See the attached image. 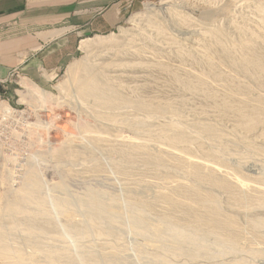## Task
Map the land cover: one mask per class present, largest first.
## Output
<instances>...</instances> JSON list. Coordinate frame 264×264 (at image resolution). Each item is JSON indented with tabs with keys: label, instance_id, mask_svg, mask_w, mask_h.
Here are the masks:
<instances>
[{
	"label": "bare ground",
	"instance_id": "obj_1",
	"mask_svg": "<svg viewBox=\"0 0 264 264\" xmlns=\"http://www.w3.org/2000/svg\"><path fill=\"white\" fill-rule=\"evenodd\" d=\"M179 1V0H178ZM208 1V0H207ZM240 1V0H239ZM234 2V1H233ZM253 2V1H252ZM238 3V2H237ZM241 3V2H240ZM251 3V2H250ZM255 3V2H254ZM177 4V3H176ZM236 4V3H235ZM152 5L154 4H150V3H146L145 4V9L147 8H150ZM210 5V4H209ZM238 5V4H237ZM241 5V4H240ZM247 5V4H246ZM230 6V5H229ZM239 6V5H238ZM160 7V6H159ZM226 7V6H225ZM233 7V6H232ZM241 7V6H240ZM238 8V7H237ZM168 9V8H167ZM236 9V8H235ZM152 10V9H151ZM147 11V10H146ZM150 11V9L148 10ZM211 11V9H210ZM227 11V10H226ZM230 11V10H229ZM177 12V11H176ZM175 12V13H176ZM205 12V11H204ZM234 12V11H233ZM158 13V12H157ZM172 13V12H171ZM206 13V12H205ZM204 13V14H205ZM228 13V11H227ZM179 14V13H178ZM210 14V13H209ZM215 14V13H214ZM237 14V13H235ZM176 15V14H175ZM230 15V14H229ZM249 15V14H248ZM137 16V15H135ZM134 16V17H135ZM169 16V15H168ZM179 16V15H178ZM183 16V14H182ZM209 17V15H207ZM234 16V15H233ZM253 16V15H252ZM263 16V15H262ZM173 17V16H172ZM177 18V17H176ZM181 18V17H180ZM246 18V17H244ZM257 18V17H256ZM262 18V17H261ZM232 19V18H231ZM153 20V18H152ZM155 20V19H154ZM247 20V19H246ZM262 21V28H261V31L264 30V18ZM194 22V21H193ZM248 22V21H247ZM148 24H146V26L141 29H138L139 31L136 33V34H132V36L134 35L136 38H129L128 41H125V43L123 44V41H121V39L118 38V36H114L113 34H110V35H107V36H96L94 38H89V39H86V40H83L81 43H80V49L83 50V51H86V52H89L91 50H96V49H106V48H114V49H106L104 50L105 51H109V52H105V54H103V59L105 60L104 57H111L117 61H125V65H123L121 62V64H118L115 63V65L112 66L110 65V63H112V60L109 61V65L108 64H105L103 66V64L101 65H98V66H93V65H90V62H86L85 60H80V61H75V62H72L70 63V65L68 66V70H67V74H68V79H67V82L65 84H62L61 85V90H67L66 88L69 87L70 91L72 90V93L74 92V94L79 97L82 101V103L85 101H91V104L93 105L94 108L97 109V111L92 110V111H95L99 114H96L100 115V119L101 118H104L105 119V122L106 124L104 123V125H106L107 129L109 126H111L110 129L113 128V126L117 127L119 126V129L122 130L125 129L124 127L127 126L128 129H131L132 131H134L136 134L138 133L139 135L141 136H144L146 139V145H148L147 147L146 146H143V143L142 144H139L140 147L137 146V144H132L130 141H132L130 139V141H127V137L123 138V140H120L121 138L119 139V142L116 143L115 142V139L117 138H114V140H111V137L110 135L108 136L106 134V136H103V135H98V134H86L88 135V139L87 142H89V140L91 141L92 139V142L96 145H102L103 146H107L108 149H110L111 147H113L114 149L112 150H106L107 147H103L104 149L102 150L104 153L106 151V154L108 153V155L111 153L115 154V158L118 159V162H120L119 164H121V162H123V165L125 167H127L126 163L127 161L128 162H131V160H126L127 156L129 155H133V159L132 161H136L135 159V155H140L143 157V159L141 157H138L136 156V158L138 157L139 162L140 164L142 163L144 166H148V164H153L154 166L157 165V168H159L158 166H160V169L163 170L166 168V170H170L166 173L165 171V176L164 178L161 177L163 175L159 176L161 178H163V181L161 182L160 181V187L159 186H156L157 188L155 190L158 189V191H155V199L153 201H151V199L148 201V197L145 198L144 200L142 199H138V198H133V196H139V195H133L132 196V191H131V197L130 195H127L125 196L128 197V200L124 206V208H122L120 205H119V201L118 199V196H116V198L114 197H110L108 196L110 193L106 195H104L103 191L102 193L98 192L97 190L96 191H92V189H88L87 186L86 188L90 191H87L85 194V196L83 195L82 197L80 198H74L73 196L71 197H68L66 196L67 194L65 193V197H63V195H61L63 198H57L55 199L54 198V201L53 199H51L53 205L57 208L58 212L60 215H62V218H63V214H66V219H65V224L63 226V229L65 230L64 232H66L67 234V237L69 235V237H75L77 238V240L82 237H85V238H88L89 236H93L94 233H96V236L93 237L96 239L97 235L101 236L102 237H107L106 235H111L112 237H116L115 236V229H116V226L117 225H120L121 221L124 222L127 221V223H129L128 225L131 227V233H135L136 235L138 236H141L145 239V241L147 242V245L151 246L154 251H155V256L153 257L154 258V264L156 263H163L167 262V260L169 259H166L165 258V254L166 255H171L172 256H175V255H180V256H184L188 259H195V258H199V257H203V258H207V259H213V258H217L218 256L220 257V255H224V253H237L238 250L240 249V240L241 239H244L243 241H245V236L243 234V229L244 228H241V226L238 224V222L236 221V219L234 217H232L231 215H228V214H225L222 209H221V206L219 204V201L217 199V197L213 194V192H211L210 190L208 191H204V190H201V186H198V185H195L196 183L195 182H192L190 181L188 178L189 177H193L194 179L197 180V182L200 184H207L213 188H217L219 189V191H224L228 197H229V203L231 204V206H235V207H238L239 208H243L244 210L245 209H251V208H262L264 209V189L261 188V186H264L262 184H260L259 187H253V186H249L245 183L242 184L241 182H239V179L237 180L235 175L237 174H234V173H231L229 169H224L225 170H229V171H225L223 170L222 168H219L218 167H213V166H217L215 164H213V166H209L207 165V161L206 163H204L205 161L203 160L202 162V159L200 161V159L198 160H195L193 159L191 156V158L193 160H191L190 158H188L186 156V151L188 150L189 152H191L188 147L189 144L191 143L192 140L195 139V141L197 142L196 138H198V134L201 136V135H206V137L208 135H212L214 134L215 136L218 135V137H220L223 133H220V130L219 128L216 127V125L212 126V124L208 125V124H205V123H202L200 121L199 123V120H198V125L196 127L197 131H198V134L195 135L196 138H192L191 136L189 135H192V134H189L187 133V130L185 127H183V125L181 126L180 123L177 124V123H169V124H163V125H158V126H154V125H151L152 123H145L143 122V120L141 121H138L137 120H133L132 119H126V118H123L122 116H117L116 114L119 113H116V111L119 109L121 110L120 108H130L131 109H134L136 111H144V112H148L149 115H152V114H163V115H166L168 113H173V112H176V111H180L181 108H183L184 106H186V102L184 103V100L187 99L185 97H188V95L186 96V94L184 95L183 93L180 94L182 96H180L178 94V96L175 93H172L171 92V89L173 90V86H171L172 84H170V87L171 89L168 90V86H165L167 83H165L164 81L163 84L164 85H160L158 84L159 82H156L155 80H158L156 77V79H154L153 77L151 76H154L155 72L156 74L159 73L160 76H158L157 74V77H161V73L164 71L165 75H166V72L165 70L167 69L168 71H170L171 69L170 68H165L163 69L164 67H169V66H173V67H176L174 66V62L172 60L169 59L171 58V56L168 58V59H165V61L162 59V56H160V53L157 54L158 52H160V50H156L155 52V55L153 54L154 52L150 51V52H147L146 49H144L143 46H140V44H138L140 41H138V43H136V40L137 39V36L138 38L140 37V39L142 38L143 41L145 42L146 40V35L143 33V31H145V33L147 31H149L150 33L151 32H154L157 34V36H159L160 38H162L164 40L165 37H163L164 35L166 36L167 33H165L163 35L164 32H162L163 30H161L158 27L154 28L153 29V26H154V23L151 22L149 20V22H147ZM192 24V23H191ZM196 25V23H195ZM235 25V24H234ZM259 25V24H258ZM157 26V25H156ZM191 26V25H190ZM214 26V25H213ZM237 26V24L235 25ZM164 27V26H162ZM184 27V26H183ZM196 26H194V28H196ZM260 27V26H259ZM128 28V27H127ZM139 28V27H138ZM215 28V27H213ZM219 28V27H218ZM238 30H240L242 33L245 32V33H250L248 32V28L245 29L244 27H236ZM235 28V29H236ZM126 29V28H124ZM129 29V28H128ZM187 29V28H186ZM224 29V28H223ZM222 29V30H223ZM258 29V28H257ZM161 30V31H159ZM184 30V29H183ZM214 30V29H213ZM195 31V30H194ZM204 31V30H202ZM210 31V30H209ZM227 31V30H226ZM260 31V32H261ZM161 32V33H160ZM206 32V31H205ZM213 32V31H212ZM215 32V31H214ZM204 33V32H203ZM262 33V32H261ZM170 34V33H169ZM201 34V33H199ZM206 34V33H204ZM204 34H201V35H204ZM218 34V33H217ZM239 34V33H238ZM209 35V33H208ZM249 35V34H248ZM251 35V34H250ZM170 36V35H169ZM169 36H168V39H169ZM172 36V35H171ZM170 36V38H171ZM204 36H207V35H204ZM220 36V35H219ZM247 36V35H246ZM178 37V36H177ZM221 37V36H220ZM230 37V36H229ZM122 38V37H121ZM128 38V37H127ZM148 38V37H147ZM192 38V37H191ZM197 38V37H196ZM195 38V39H196ZM200 38V37H199ZM198 38V39H199ZM202 38V36H201ZM211 38V37H210ZM218 38V37H217ZM216 38V39H217ZM244 38V37H243ZM247 38V37H246ZM256 39V36L255 35H252V37L250 38V41H244L242 39V42L241 44H239V49L241 50V52H243V57L245 56V61H247L248 63H250L251 65L255 66L257 68V70L260 72V74H263L264 75V49L262 50V48H258V44L255 42V40H252L251 39ZM150 39V38H148ZM157 39V38H156ZM175 39V38H174ZM174 39L172 42H174ZM215 39V38H214ZM215 39V40H216ZM232 39V38H231ZM170 40V39H169ZM172 40V38H171ZM208 40V39H207ZM211 40V39H210ZM218 40V39H217ZM216 40V41H217ZM220 40V39H219ZM236 40V39H235ZM157 41V40H156ZM165 41H166V38H165ZM201 41V40H200ZM199 41V42H200ZM212 41V40H211ZM228 41V40H226ZM241 41V40H240ZM239 41V42H240ZM154 42V41H153ZM161 42V41H160ZM176 42V40H175ZM174 42V43H175ZM235 42V41H234ZM257 44H255V43ZM121 43V44H120ZM143 43V42H142ZM166 43H168L166 41ZM173 43V44H174ZM201 43V42H200ZM207 43V42H206ZM205 43L206 46H201L204 48L205 50V56L207 55V53H209L210 51V47L207 46V44ZM217 43V42H216ZM215 43V44H216ZM221 42L219 41L218 44H220ZM154 44V43H153ZM163 44V43H162ZM171 43H169V47H172ZM196 44V43H195ZM193 44V45H195ZM216 44L215 47H218L217 51L218 52V56H219V59L218 61L220 63H223L224 66L225 65H229V67L233 66V63L232 60H231V56H229L228 52L225 51V49L221 46V45H218ZM229 44V43H228ZM235 44V43H234ZM150 45V44H148ZM156 45V44H155ZM189 45V44H188ZM187 45V46H188ZM192 45V46H193ZM204 45V44H202ZM145 46V45H144ZM147 46V45H146ZM145 46V48H146ZM186 46V45H185ZM200 46V44H199ZM233 46V45H232ZM238 46V44L236 45ZM261 46V45H260ZM173 47H178V46H173ZM191 47V46H190ZM196 47H198L196 45ZM213 47V45H212ZM150 48H152V46H150ZM181 47H178V48H174V51L175 53L180 56L179 59L183 60L185 59V61L187 62V58H189L190 56H184L186 54H182L181 56V51H183V49L181 50L180 49ZM237 48V47H236ZM196 49V48H195ZM212 49V48H211ZM215 49V48H214ZM153 50V49H152ZM162 50V49H161ZM186 50V49H185ZM227 50V49H226ZM168 51V49H167ZM165 51V52H167ZM197 51V50H196ZM200 51H201V48H200ZM212 52L214 50H211ZM228 51V50H227ZM233 51V50H231ZM103 52V51H101ZM186 52V51H184ZM189 52V51H188ZM192 52V51H191ZM203 52V50H202ZM93 53V52H92ZM98 53V52H97ZM108 53V54H107ZM190 53V52H189ZM202 53V54H204ZM214 53V52H213ZM230 53V52H229ZM89 54V53H88ZM100 54V52H99ZM107 54V55H106ZM157 54V55H156ZM169 54V53H168ZM212 53H210L211 55ZM241 54V53H240ZM164 55H167V54H164ZM188 55V54H187ZM209 55V56H210ZM101 56V55H99ZM204 56V57H205ZM213 56V55H211ZM124 57V58H122ZM208 57V55H207ZM214 57V56H213ZM211 57L208 58H205L204 60L207 59V63L209 64L210 68H212V70L214 69H217L219 68V64L218 62L215 63L214 62H211L210 60H213L214 58ZM98 58V57H97ZM106 58V59H107ZM121 58V59H119ZM213 58V59H212ZM216 58V57H215ZM218 58V57H217ZM216 58V60H217ZM86 59V58H85ZM174 59V58H173ZM177 59V58H176ZM178 59V60H179ZM194 59V58H193ZM97 60V59H96ZM175 60V59H174ZM181 60H179V65L181 66H178V69H183V72L186 74V71L184 69V67L186 66V62L184 61V65L180 64L182 63ZM99 61H103L102 59L99 60ZM98 61V62H99ZM106 61V60H105ZM106 61V62H107ZM114 61V60H113ZM131 62L130 64L128 62ZM177 60H175V63H176ZM189 61V60H188ZM242 61V60H241ZM244 61V60H243ZM237 62V61H236ZM235 62V63H236ZM245 62V63H247ZM108 63V62H107ZM187 63H190L187 62ZM114 64V63H113ZM192 64V63H190ZM189 64V65H190ZM96 65V64H95ZM120 66L118 68V66ZM150 65L154 66L151 67ZM188 65V64H187ZM124 66V67H122ZM184 66V67H183ZM192 66H194V64H192ZM221 66V64H220ZM187 67V66H186ZM243 67V66H242ZM150 68H153V69H150ZM191 68V65L190 67ZM188 68V69H189ZM194 68V67H193ZM199 68V67H198ZM225 68V67H224ZM178 69L176 68V70L178 71ZM181 69V70H182ZM187 69V68H186ZM192 69V68H191ZM190 69V70H191ZM221 69V67L219 68ZM218 69V70H219ZM235 69V68H233ZM241 69V68H240ZM175 70V71H176ZM179 70V71H181ZM198 70V69H197ZM217 70V71H218ZM239 70V69H237ZM193 71V70H191ZM222 71V70H221ZM236 71V70H234ZM246 71V70H245ZM249 71V70H248ZM170 72L173 73V71L171 70ZM216 71H213V73H215ZM258 72V73H259ZM151 73H153L154 75H152ZM194 73V72H193ZM217 73V72H216ZM215 73V74H216ZM222 73V72H221ZM221 73H219V77H221ZM240 73V72H239ZM169 74V73H168ZM175 74V72H174ZM176 74H179V73H176ZM181 74V73H180ZM189 75V72L187 73ZM186 74V75H187ZM192 74V73H191ZM198 75V73H196ZM244 74V73H243ZM257 74V73H256ZM171 75V74H169ZM184 76V74H182V76L186 77L187 80H189L191 82L190 86L192 85V88L193 90L196 91V94L194 93L196 96H191L192 97H197L196 99L198 100H203L202 98H204V100H207L208 102L211 101L210 103H213L215 102V98L218 96H221V95H217L215 96V91H213L215 88L211 87V85H209L210 83L207 81V79L202 76V75H195L194 73V77L191 75V77L193 78H190L188 76ZM233 75V74H232ZM259 75V74H258ZM164 75H162L163 77ZM168 76V75H166ZM166 76H164L163 78H165ZM172 76V75H171ZM174 76V75H173ZM178 77V75H176ZM174 76V78L176 77ZM180 76V75H179ZM180 76V77H182ZM224 76V75H223ZM234 76V75H233ZM184 77L180 78L182 80H184ZM232 77V76H231ZM254 77V76H253ZM170 78V77H169ZM263 78V77H262ZM161 79V78H160ZM159 79V80H160ZM176 79H179V78H176ZM179 79V80H180ZM221 79V78H220ZM231 79V78H229ZM259 79V78H258ZM163 80V79H161ZM160 80V82H161ZM164 80H167V77L164 79ZM178 80V81H179ZM182 80H180L181 83H184V81L182 82ZM233 80V79H232ZM230 80V81H232ZM239 80V79H238ZM264 80V79H263ZM262 80V81H263ZM23 81V80H22ZM170 81V80H167V82ZM171 81H172V77H171ZM170 81V82H171ZM188 81V82H189ZM212 81V80H211ZM217 81V79H216ZM218 81H220L218 79ZM226 81H227V77H226ZM235 81H237V79H235ZM234 81V83H235ZM245 81V80H243ZM156 83V85H154V83ZM221 82V81H220ZM229 82V81H227ZM169 83V82H168ZM175 83V81H174ZM177 83V82H176ZM219 83V82H217ZM232 83V82H230ZM68 84L70 86H68ZM126 84V85H125ZM153 84V85H152ZM186 84V82H185ZM212 84V83H211ZM229 84V83H228ZM177 87H178V84H176ZM175 85V86H176ZM184 85V84H182ZM187 85V84H186ZM186 85H184V87L186 88ZM214 85V84H212ZM231 85V84H230ZM68 86V87H67ZM181 86V84H180ZM188 86H189V83H188ZM216 86H218L216 84ZM234 86V84H233ZM71 87V88H70ZM127 87V88H126ZM219 87V86H218ZM126 90L128 89V94H127V91L126 93H123L125 91L123 90ZM181 88V87H180ZM179 88V89H180ZM183 88V87H182ZM181 88V90H182ZM213 88V89H212ZM234 89L231 88V90H233L232 92L230 91H226L225 93V102H224V105L222 109H224L225 111L228 112L227 115H230V114H235L236 116H238V119L236 122V125L238 126V124L242 127L243 129V133L245 134H248L250 133L251 129L256 126L257 123H260V122H264V92H260L256 95L253 94V90L252 88L250 89L245 83L242 82V80L238 81L235 83V86L233 87ZM259 88V87H258ZM261 88V87H260ZM38 89V88H37ZM68 89V90H69ZM153 89L155 90H161L160 93L158 92H155V94H152L154 93ZM184 89V88H183ZM218 89V88H217ZM228 89V88H227ZM254 89V87H253ZM40 90V89H39ZM151 90L153 92H151ZM162 90H164L162 92ZM186 91V89H184ZM192 90V91H193ZM225 90V89H224ZM223 90V92H224ZM29 88L27 89V92H29ZM68 91V92H70ZM133 91H141L142 94L141 96L145 99V100H140L138 99L137 97H134V95L132 94ZM167 91L170 93H167ZM180 91V90H179ZM178 91V92H179ZM184 91V92H185ZM222 91L220 90L219 88V92ZM255 91V90H254ZM39 92H42V93H46L44 90H40ZM66 92V91H65ZM140 92V93H141ZM181 92V91H180ZM179 92V93H180ZM183 92V91H182ZM190 92V91H189ZM188 92V93H189ZM33 93V92H32ZM187 93V91H186ZM187 93V94H188ZM68 94V93H67ZM71 94V92H70ZM132 94V95H130ZM191 94V93H190ZM217 94V93H216ZM220 94H224V93H220ZM73 96V95H72ZM23 96H21L22 98ZM74 97V96H73ZM140 97V96H139ZM76 98V97H75ZM137 98V99H136ZM179 98V99H178ZM185 98V99H184ZM190 98V99H191ZM222 98V96H221ZM77 99V98H76ZM142 99V98H141ZM184 99V100H183ZM217 99V98H216ZM22 99H20L21 101ZM79 100V99H78ZM179 100V101H177ZM188 100V99H187ZM185 100V101H187ZM192 100H194V98H192ZM203 100V101H204ZM197 101V100H196ZM195 101V103H196ZM206 101V103H207ZM213 101V102H212ZM219 100H217V103H218ZM84 104H88V103H85ZM149 104H147V103ZM198 102V101H197ZM222 102V100H221ZM189 103L191 104V100L189 101ZM188 101H187V105L189 104ZM209 103V105H211ZM216 103V102H215ZM213 103V104H215ZM197 104H201L200 103H196ZM205 104V103H203ZM212 104V105H213ZM219 104V103H218ZM221 104V103H220ZM2 111L3 113L5 114H8V113H11L10 112V109L11 106H9L7 103L5 102H2ZM195 107L198 108L197 105ZM222 105V104H221ZM177 106V107H176ZM193 107V105H191ZM206 106V105H205ZM203 106V107H205ZM215 106H219V105H216ZM84 107V106H83ZM191 107V108H192ZM206 107H212V106H206ZM90 108V107H89ZM92 108V107H91ZM191 108L189 110H191ZM194 108V107H193ZM195 108V109H196ZM202 107L198 108V109H201ZM213 108V107H212ZM216 107H214L213 109H215ZM229 110H228V109ZM194 109V110H195ZM210 109V108H208ZM208 109H205V110H208ZM217 109V108H216ZM219 109V108H218ZM217 109V110H218ZM128 110V109H127ZM129 110V111H130ZM182 110V109H181ZM184 110L186 111V109L184 108ZM182 110V112L184 111ZM188 110V109H187ZM193 110V109H192ZM221 110V109H219ZM125 111V110H124ZM135 111V112H136ZM197 111V110H196ZM201 111H204L201 110ZM201 111H197L198 113H202ZM211 111V110H209ZM213 111V110H212ZM211 111V112H212ZM223 111V110H222ZM181 112V111H180ZM188 112V111H187ZM190 112V111H189ZM188 112V113H189ZM205 112V111H204ZM202 113L199 115H197L196 113H193L196 114L197 116L201 117L203 114H206V113ZM224 112V111H223ZM116 113V114H115ZM122 113V111H121ZM192 114V112H190ZM215 113H218V112H215ZM131 114V113H130ZM129 114V115H130ZM140 115V113H137V115ZM123 115V114H121ZM170 115V114H169ZM178 115V114H177ZM190 115V114H189ZM193 115V114H192ZM191 115V116H192ZM195 115V116H196ZM208 114L204 115V117H207ZM227 115L223 114L221 111H219V116L218 115H215V114H209V117H207V119H210V120H216L217 119H224ZM127 116V115H126ZM168 116V115H166ZM175 116V113L174 115ZM194 116V117H195ZM225 116V117H224ZM125 117V116H124ZM128 117V116H127ZM134 117V116H133ZM170 117H172L170 115ZM180 117V115H179ZM179 117H176V118H179ZM183 117V115H182ZM186 117V116H185ZM184 117V118H185ZM198 117V118H199ZM229 117V116H228ZM234 117V116H233ZM135 118V117H134ZM141 118V117H140ZM139 118V119H140ZM163 118V117H161ZM193 118V117H192ZM196 118V117H195ZM196 118V119H198ZM96 119H97V116H96ZM144 119V118H143ZM180 119V118H179ZM200 119V118H199ZM203 118H201L202 120ZM226 119V118H225ZM224 119V120H225ZM228 119V118H227ZM226 119V120H227ZM236 119V118H234ZM98 120V119H97ZM111 123V125H107V124H110V123H107V121ZM121 122H120V121ZM149 120V119H148ZM171 120V119H170ZM188 120V118H187ZM230 120V119H229ZM156 121V120H154ZM153 121V122H154ZM161 121V120H160ZM228 121V120H227ZM232 121V120H231ZM234 121V120H233ZM150 122V121H149ZM166 122V121H165ZM179 122V120H178ZM184 122V121H183ZM222 122V121H221ZM113 123V124H112ZM122 123V124H120ZM191 123V122H190ZM196 123V122H195ZM243 123L245 124H248L247 126H244ZM119 124V125H118ZM189 124V123H188ZM193 124V122H192ZM214 124V123H213ZM187 125V123H186ZM185 125V126H186ZM194 125V124H193ZM196 125V124H195ZM235 125V124H234ZM218 126V125H217ZM236 126V127H237ZM188 127V126H187ZM195 127V126H194ZM115 129V128H114ZM118 129V131H119ZM192 129V128H191ZM224 130V129H223ZM109 131V130H108ZM115 131V130H114ZM113 132V131H112ZM110 132V134L112 133ZM117 132V130H116ZM133 132V133H134ZM193 132V131H192ZM195 132V131H194ZM235 132V131H234ZM239 132V131H238ZM230 133V132H229ZM237 133V132H236ZM196 134V133H195ZM240 134V133H239ZM105 135V134H104ZM227 135V134H226ZM234 135V133H233ZM231 136V135H230ZM236 136V135H235ZM90 137V138H89ZM123 137V136H121ZM134 137V136H133ZM205 137V136H204ZM264 137V135H263ZM83 138H87V136L83 137ZM81 138V139H83ZM143 138V137H142ZM202 138V136L200 137V139ZM222 138V137H221ZM237 138V137H236ZM250 138V137H249ZM113 139V137H112ZM124 139H127V140H124ZM140 139V138H139ZM198 139V141L200 140ZM204 139V138H203ZM201 139V140H203ZM206 139V138H205ZM235 139V138H234ZM244 139V138H242ZM220 140V139H219ZM227 140V139H226ZM251 140V139H250ZM74 141V140H73ZM81 141V140H79ZM112 141H114L113 144ZM206 141V140H205ZM134 143V141H132ZM145 142H144V145H145ZM159 142H164L165 147H158L157 149L155 148L154 150L157 152H154V151H151L150 148H152L151 146H149V143H153V144H158ZM200 142V141H199ZM222 142V141H221ZM243 142V140H242ZM83 143V142H82ZM101 143V144H100ZM105 143V144H103ZM136 143V142H135ZM162 143V144H164ZM194 143V141H193ZM198 143V142H197ZM205 143V142H203ZM239 143V142H238ZM86 144V143H84ZM117 144V146H116ZM152 144V145H153ZM202 144V143H200ZM242 144V143H241ZM240 144V145H241ZM249 144V143H248ZM88 145H90L88 143ZM142 145V146H141ZM161 145V143H160ZM194 145V144H193ZM197 145V144H196ZM203 145V144H202ZM207 145V144H206ZM223 145V144H221ZM244 145H245V142H244ZM71 146V145H70ZM73 146V145H72ZM71 146V147H72ZM78 146V145H77ZM80 146V145H79ZM84 146V145H83ZM83 146H80L81 148ZM158 146V145H157ZM154 145V147H157ZM177 146V148H182L180 150H178L177 148L174 150V148ZM179 146V147H178ZM201 146V145H199ZM205 146V145H204ZM236 146V145H235ZM247 146V145H246ZM251 146V144H250ZM76 147V146H75ZM86 147H87V144H86ZM93 147V146H92ZM95 149L98 147L94 146ZM101 146L97 148V151H99L98 149L102 148ZM127 147V148H126ZM129 147V148H128ZM168 147V148H166ZM244 147V146H243ZM254 147V146H253ZM77 148V147H76ZM90 148V147H89ZM192 148V147H191ZM190 148V149H191ZM195 148V147H194ZM202 148V146H201ZM200 148V149H201ZM204 148V147H203ZM206 148V147H205ZM220 148V147H219ZM239 148V146H238ZM252 148V146L250 147ZM87 149V148H86ZM95 149H93L95 151ZM193 149V148H192ZM248 149V148H247ZM255 149V148H254ZM260 149V148H259ZM77 150V149H76ZM89 150V149H88ZM101 150V149H100ZM105 150V151H104ZM153 150V149H152ZM202 150V149H201ZM211 150V149H210ZM225 150V149H224ZM73 152H75L74 150H72ZM83 151L82 153H84V150H81ZM81 151H80V154H81ZM93 151V152H94ZM95 151V152H97ZM101 151V152H102ZM107 151H110V152H107ZM205 151V150H204ZM214 151V150H213ZM216 151V150H215ZM251 151V150H250ZM71 152L72 154H74L77 158L79 159V155L78 154H75ZM78 152V151H77ZM93 152H87V155L88 153H90V155H92L93 157L96 156L95 155V152H94V155H93ZM102 152V154H103ZM206 152V151H205ZM92 153V154H91ZM98 153V152H97ZM133 153V154H132ZM203 153V152H202ZM207 153V152H206ZM213 153V152H212ZM224 153V152H223ZM260 153V152H259ZM85 154V153H84ZM83 154V155H84ZM190 154V153H188ZM187 154V155H188ZM196 154V153H195ZM210 154V153H209ZM208 154V155H209ZM214 154V153H213ZM218 154V153H217ZM216 154V156H218ZM264 154V153H262ZM82 154H81V157H84ZM99 155H100V151H99ZM98 155V156H99ZM107 155V156H108ZM112 154H110L111 156ZM194 155V154H193ZM212 155V154H211ZM221 155V154H220ZM219 155V156H220ZM91 156V158H92ZM97 156V158H98ZM105 156V155H104ZM104 156H103V159H104ZM106 156V158H107ZM109 156V157H110ZM114 156V155H113ZM218 156V157H219ZM90 157V156H89ZM108 157V158H109ZM203 157V156H202ZM201 157V158H202ZM206 157V156H204ZM209 157H212V156H209ZM234 157V156H233ZM91 158H90V162H91ZM105 158V160H106ZM113 158V157H112ZM114 158V159H115ZM129 157L127 159H130ZM200 158V157H199ZM214 158V156L212 157ZM217 158V157H216ZM232 158V157H231ZM74 159V158H73ZM72 159V160H73ZM84 159V158H83ZM89 159V158H88ZM101 160V158H99ZM116 159V160H117ZM71 160V159H70ZM93 160V159H92ZM98 160V159H97ZM108 160V159H107ZM212 160V159H211ZM76 161V160H74ZM87 161V160H86ZM83 162L84 164L86 163ZM126 161V165L124 164V162ZM221 161V160H220ZM228 161V160H227ZM82 162V161H81ZM98 162V161H97ZM109 162V161H107ZM106 162V163H107ZM114 162V161H113ZM137 162V165L139 164L138 160L136 161ZM136 162L133 163L134 164V167L136 166ZM76 163V162H75ZM88 163V162H87ZM100 163V161H99ZM104 163V162H103ZM104 163V164H106ZM215 163V162H214ZM219 163V162H218ZM91 164V163H90ZM98 164V163H97ZM96 164V165H97ZM115 164V163H113ZM132 164V163H129V165ZM132 164V165H133ZM208 164H212V163H208ZM231 164V163H230ZM242 164V163H241ZM254 164V163H253ZM80 165V164H79ZM95 165V166H96ZM100 165V164H99ZM118 166V163L115 164L114 167H117ZM122 165V164H121ZM119 165V167L121 166ZM122 165V166H123ZM128 165V167H129ZM131 165V167H132ZM141 165V166H143ZM151 165L149 166L150 169H152L154 166ZM162 165L163 166H166L165 168L163 167L162 168ZM227 165V164H226ZM239 165V164H237ZM82 166V165H81ZM81 166H80V169H81ZM84 166V165H83ZM98 166V165H97ZM105 167L107 165H104ZM112 166V165H111ZM140 167V165H138ZM143 166V167H144ZM146 166V168H142L141 167H136L134 168V173L136 174V170L139 168L141 170L145 169L144 171H146L147 169V172L149 171L148 170V167ZM221 166V165H220ZM243 166V165H242ZM1 167V166H0ZM100 167V166H98ZM98 167H96V169H98ZM103 167V166H102ZM108 167V166H107ZM106 167V168H107ZM110 167V166H109ZM113 167V166H112ZM152 167V168H151ZM169 167V168H167ZM234 167V166H233ZM238 167V166H237ZM260 167V166H259ZM72 168V167H71ZM88 168V166H87ZM105 168V169H106ZM130 168V167H129ZM128 168V169H129ZM157 168H155V170H157V172L160 170H158ZM227 168V167H226ZM230 168V166L228 167ZM89 169V168H88ZM95 171H98L95 169V167L92 168ZM90 168V170H92ZM101 169V168H99ZM119 170V168H116ZM115 169V170H116ZM125 169V168H124ZM119 170L121 173L120 174H123V172L128 169H125V170ZM264 169V168H263ZM77 170V169H76ZM85 170V169H84ZM131 170V169H130ZM154 169H152L151 171H155ZM74 171V170H73ZM100 171V170H99ZM109 171L111 172V169H109ZM132 171V170H131ZM139 171V170H138ZM144 171H142L144 173ZM150 171V172H151ZM80 173V170L77 171ZM162 172V171H161ZM159 171V173H161ZM164 172V171H163ZM230 172V173H228ZM238 172H241V171H238ZM67 173V172H66ZM78 173V174H79ZM85 173V172H84ZM89 173V172H88ZM93 173V171H92ZM97 173V172H95ZM104 172H102L101 174H103ZM127 173V172H126ZM125 173V174H126ZM152 173H155V172H152ZM69 174V173H68ZM71 174H72V171H71ZM76 174V173H75ZM75 174H74V178H75ZM83 174V173H81ZM94 174V173H93ZM98 174V173H97ZM107 174V173H106ZM105 174V175H106ZM128 174V173H127ZM132 174V173H131ZM139 174V172H138ZM148 174V173H147ZM158 174V173H157ZM164 174V173H163ZM27 178L25 179V182L22 183L17 189L13 187L12 191V194L11 195H8L10 197L6 198V203L4 205V202L2 205V210L0 212V215H1V218H0V264H38V261L41 263L40 260L44 261L46 264L48 262V264H60V262L62 261V259H64V261H67V263L71 260V258L75 259V256H73V254L71 255V252H70V249L67 248V249H62V247H60L61 249L60 250H56L54 248H51L45 244L46 242H44L43 240L46 241V239L44 238H47V234L48 232H53V236L54 238H57L58 236L61 238L63 234L61 232V229H59L60 231L56 230L57 229V226L54 222H56L55 220L53 221L50 214L47 213V211L49 212L50 209L49 208H46V201L47 199H45L41 193V191L44 189L43 188V183L41 184V179L39 180L38 177L36 176L35 172H30L29 174L27 173ZM77 175V174H76ZM85 175V174H84ZM83 177H86V175ZM89 175H91V172L89 173ZM95 175V174H94ZM93 175V176H94ZM104 175V176H105ZM116 175V174H115ZM117 178V176H115ZM146 175V174H145ZM151 175V174H150ZM155 175V174H154ZM179 175L181 176H184L185 179H188V182H191V183H188L187 180L185 179H182L179 177ZM230 175V176H229ZM262 175V174H261ZM26 176V175H25ZM92 176V177H93ZM103 176V175H102ZM134 176V175H133ZM132 176V177H133ZM149 176V175H148ZM156 177L155 179L157 178H160V177ZM185 176H188V178H186ZM243 176V175H242ZM89 177V176H88ZM91 177V178H92ZM107 177V176H106ZM121 179L122 176L120 175ZM130 177V176H129ZM128 177V179H129ZM140 177H141V173H140ZM140 177H137L138 179ZM143 177V176H142ZM145 177V176H144ZM155 177V176H154ZM240 178V176H238ZM258 177V176H257ZM264 177V176H263ZM24 178V177H23ZM40 178V177H39ZM78 178V176H77ZM82 178V176H81ZM95 178V177H94ZM93 178V179H94ZM127 177L124 176V179H126ZM131 178V177H130ZM136 178V179H137ZM147 179V176L145 177ZM143 178V180L145 179ZM149 178H152L151 176H149ZM233 178V179H232ZM246 178V176H245ZM86 179H88L86 177ZM119 179V178H118ZM154 179V180H155ZM80 180V179H79ZM131 180H135V177L134 178H131ZM139 180H142L141 178ZM150 180H153V179H150ZM24 181V180H23ZM22 181V182H23ZM85 181V180H84ZM121 181V180H120ZM124 181V180H123ZM126 181V180H125ZM124 181V183H125ZM128 181V180H127ZM130 181V179H129ZM138 180H136V183ZM157 181V180H155ZM194 181V180H193ZM243 181V179H242ZM64 182V181H63ZM83 182V181H82ZM135 182V181H133ZM143 182V181H142ZM154 182V181H153ZM250 182V181H249ZM258 182V181H256ZM262 182L264 183V178L262 180ZM128 183V182H127ZM132 183V182H131ZM140 183V182H139ZM149 183V182H148ZM152 183V182H151ZM151 183L147 184L145 183L146 185H150ZM195 183V184H193ZM197 183V184H198ZM126 184V183H125ZM130 184V182H129ZM129 184L126 185V188L127 186H129ZM143 184V185H145ZM155 184V183H154ZM249 184V183H248ZM138 185V184H137ZM140 185V184H139ZM142 185V184H141ZM153 185V184H152ZM256 184L254 183V186ZM17 186V185H15ZM122 186V185H121ZM120 186V187H121ZM151 186V185H150ZM64 184L63 183H56L54 185V188L55 189H58L60 190V192L64 191ZM125 187V186H124ZM131 187V186H130ZM152 189L154 188V185L151 186ZM160 189H159V188ZM66 188V187H65ZM129 188V187H128ZM133 188V187H132ZM142 189V187H140ZM208 188V187H207ZM67 189V188H66ZM98 189V188H97ZM125 189V188H124ZM130 189V188H129ZM139 189V188H137ZM135 189V190H137ZM150 189V187H149ZM246 189V190H245ZM52 190V189H51ZM123 190V189H122ZM126 190V189H125ZM124 190V191H125ZM215 190V189H214ZM245 190V192H243ZM69 191V190H68ZM127 191V190H126ZM134 191V190H133ZM54 192V191H53ZM105 192V191H104ZM123 192V191H122ZM140 192V191H139ZM147 192V191H145ZM150 192V191H149ZM157 192V193H156ZM64 193V192H62ZM135 193V191H134ZM148 193V192H147ZM153 193V192H152ZM223 193V192H222ZM240 195V193H245L244 195ZM8 194V193H7ZM54 194V193H53ZM58 194V192H57ZM84 194V193H83ZM136 194V193H135ZM141 194V193H140ZM73 195V194H72ZM80 195V194H79ZM114 195V194H113ZM117 195V194H116ZM119 195V194H118ZM121 195V194H120ZM5 196V195H4ZM55 196V195H54ZM59 195H57L58 197ZM141 196V195H140ZM139 196V197H140ZM120 197V196H119ZM143 197V196H142ZM146 197V196H145ZM152 197V196H151ZM4 198V197H3ZM48 198V197H47ZM74 198V199H73ZM49 199V198H48ZM120 199V204H122V201L124 198H119ZM127 199V198H126ZM122 200V201H121ZM126 200H124L123 202H125ZM221 202V201H220ZM48 203V202H47ZM51 203V204H52ZM227 204V203H226ZM52 206V207H54ZM123 206V204H122ZM47 207H50L47 205ZM51 207V208H52ZM54 207V208H55ZM78 209L79 211H81L82 213V220L85 221L83 224L80 222V224H77L76 221H73L74 219V214L78 211H74L75 213L72 214L73 219L70 215V212H73V211H70V209H74L75 210ZM233 208V207H232ZM242 210V209H241ZM242 212V211H241ZM83 214H84V217H83ZM250 214V213H249ZM52 215V214H51ZM248 215V214H247ZM54 216V215H53ZM153 216V217H152ZM65 217V216H64ZM80 217V219H81ZM76 218V217H75ZM83 218H86V219H83ZM64 219V218H63ZM77 219V218H76ZM79 221H82L80 220ZM82 221V222H83ZM247 221V220H246ZM76 222V223H75ZM57 223V222H56ZM119 223V224H118ZM126 223V222H124ZM127 225V224H126ZM124 224V226H126ZM247 226V225H246ZM245 226V227H246ZM120 229L122 226H119ZM117 226V229L119 228ZM127 227V226H126ZM125 227V228H126ZM128 227V228H130ZM250 228V231H249V235L250 238L254 239V241H259L260 243V240H262V237H261V233H262V230L264 229V221L261 220V219H254V220H250L249 221V224L248 226ZM123 228V227H122ZM127 229V228H126ZM126 229H121L122 232H118V235L120 237V235L124 232V230ZM94 230H97L96 232H94ZM130 230V229H129ZM246 230V228H245ZM22 232L24 234V239H23V244L25 246H28V248L30 249L29 252H27L26 250H29L28 248L25 250L24 249V245L21 243V245H19L17 243V239H15V234L17 232ZM58 231V232H57ZM61 233L60 235H54L55 233ZM94 232V233H93ZM130 232V231H129ZM128 232V234H129ZM93 233V235H92ZM115 233V234H114ZM264 233V232H263ZM47 234V235H46ZM65 234V233H64ZM63 234V235H64ZM106 234L105 236H102ZM114 234V235H113ZM52 235V234H51ZM73 235V236H72ZM264 235V234H263ZM57 236V237H55ZM66 236V235H65ZM88 236V237H87ZM99 236V237H100ZM130 236V235H129ZM22 237V236H21ZM43 237V239H42ZM50 237V236H48ZM52 237V236H51ZM50 237V238H51ZM90 237V239H91ZM98 237V238H99ZM123 236H121V239H122ZM64 238V237H63ZM93 238L90 240L92 241ZM110 238V236H109ZM108 237L107 238H104V239H109ZM127 238V237H126ZM131 238V237H130ZM21 239V238H20ZM19 239V241H20ZM59 239V238H57ZM103 239V238H102ZM100 239V240H102ZM112 239V238H110ZM109 239V240H110ZM124 239V238H123ZM128 239V238H127ZM64 240V239H62ZM67 240V239H66ZM82 240V239H81ZM84 240V239H83ZM82 240V241H83ZM87 240V239H86ZM84 240V241H86ZM89 240V239H88ZM87 240V242H88ZM100 240L98 242H100ZM115 240V239H114ZM51 241V240H48V242ZM94 241V240H93ZM97 241V240H95ZM124 241V240H122ZM135 241V240H134ZM143 241V240H142ZM252 241V240H251ZM22 242V241H21ZM47 242V243H48ZM52 242V241H51ZM59 242V241H57ZM61 242V241H60ZM77 242V241H76ZM81 242V241H79ZM137 242V241H136ZM144 242V243H146ZM242 242V241H241ZM253 242V241H252ZM262 242H264L262 240ZM261 242V243H262ZM50 243V242H49ZM105 243V242H104ZM103 243V244H104ZM107 243V242H106ZM139 243V242H138ZM143 243V242H142ZM141 243V244H142ZM257 244H259L258 242H256ZM255 243V244H256ZM83 244V243H81ZM86 244V243H85ZM88 244H91V243H88ZM93 244V243H92ZM102 244V243H101ZM109 244V242H108ZM112 244V243H111ZM109 244V245H111ZM118 244V242H117ZM140 244V243H139ZM248 244V243H247ZM80 245V244H78ZM77 245V246H78ZM107 245V244H106ZM145 245V247L147 246ZM263 245V244H262ZM77 246H76V249H77ZM105 248H103V247ZM113 247V245H111ZM117 246V245H116ZM245 246V245H244ZM248 246V245H247ZM252 246V245H251ZM260 246V245H259ZM264 246V245H263ZM53 247V246H52ZM55 247V246H54ZM59 247V246H58ZM68 247H70L68 245ZM87 246L85 245V248ZM92 246H90L91 248ZM101 247L103 249H107L108 246L106 247L105 245H101ZM119 247V246H118ZM123 247V246H122ZM125 247V246H124ZM254 247V245L252 246ZM88 248V249H87ZM86 249L84 248H79V252L77 253V257H78V260H80L79 262L81 264H131L129 261L125 263V261H123L124 259H122L121 256L123 255H119V253H116L115 252H106V250H102V251H105L106 253H102L98 252H94V251H89V246L87 247ZM93 248V247H92ZM121 248V247H120ZM148 248V246H147ZM247 248V247H246ZM245 248V249H246ZM259 248V247H258ZM257 248V249H258ZM73 249V248H72ZM94 249V248H93ZM98 249V248H97ZM95 249V250H97ZM110 249H114L116 250L115 248H109ZM118 249V248H117ZM140 249V248H139ZM244 249V248H243ZM253 249V248H252ZM264 249V248H262ZM111 250V251H112ZM119 250V249H118ZM117 250V252H118ZM125 250V249H123ZM127 250V249H126ZM131 250V249H130ZM138 250V249H137ZM136 250V251H137ZM141 250V249H140ZM150 250V249H149ZM242 250V249H241ZM251 250V249H250ZM249 250V251H250ZM78 251V250H77ZM240 251V250H239ZM246 251V250H245ZM110 252V253H109ZM121 252V251H120ZM147 252V251H146ZM261 252V251H260ZM141 253L143 255V250H141ZM240 253V252H239ZM256 253V252H255ZM263 253V252H262ZM76 254V253H74ZM126 254V253H125ZM124 254V255H125ZM152 254V253H151ZM257 254V253H256ZM131 255V254H129ZM128 255V256H129ZM133 255V254H132ZM141 255V256H142ZM148 255V254H147ZM162 255L164 256V259L162 258ZM168 255V256H169ZM228 255V254H227ZM233 255V254H232ZM261 256V254H259ZM258 255V256H259ZM264 255V254H263ZM146 256V255H145ZM153 256V255H152ZM253 256V255H252ZM256 255H254L255 257ZM257 256V257H258ZM76 257V258H77ZM147 257V256H146ZM179 257V256H178ZM218 257V258H219ZM225 257V256H224ZM233 257V256H232ZM256 257V258H257ZM42 258V259H40ZM124 258V257H123ZM129 258V257H128ZM139 258V257H138ZM151 258V257H150ZM174 259V257H172ZM248 258V257H247ZM260 258V257H259ZM262 258V257H261ZM137 259V258H136ZM141 259V258H140ZM143 259V258H142ZM146 259V258H145ZM144 259V260H145ZM244 259V258H243ZM76 260V261H78ZM150 260V259H149ZM172 260V259H171ZM180 260V259H179ZM242 260V259H241ZM253 260V259H252ZM255 260V259H254ZM263 260V259H262ZM47 261V262H46ZM71 261H74V260H71ZM127 261V260H126ZM169 261V260H168ZM174 261V260H173ZM207 261V260H206ZM231 261V260H230ZM240 261V260H239ZM256 261V260H255ZM258 261V260H257ZM259 261H261L259 259ZM133 262H135V260H133ZM152 262V263H153ZM212 262V261H211ZM64 263V262H63ZM61 263V264H63ZM66 263V264H67ZM72 263V262H71ZM75 263V262H74ZM140 263V262H139ZM233 263V262H232ZM70 264V262H69ZM73 264V263H72ZM79 264V263H78ZM134 264V263H133ZM141 264V263H140ZM167 264V263H166ZM169 264H172L169 263ZM194 264V263H193ZM230 264V263H229ZM244 264V263H243Z\"/></svg>",
	"mask_w": 264,
	"mask_h": 264
},
{
	"label": "rangeland",
	"instance_id": "obj_2",
	"mask_svg": "<svg viewBox=\"0 0 264 264\" xmlns=\"http://www.w3.org/2000/svg\"><path fill=\"white\" fill-rule=\"evenodd\" d=\"M234 1V2H233ZM253 1V2H252ZM238 2V3H237ZM241 2V3H240ZM251 2V3H250ZM255 2V3H254ZM146 3H150V4H154L152 5L150 8H146L145 9V4ZM177 3V4H176ZM236 3V4H235ZM210 4V5H209ZM239 6H238V5ZM241 4V5H240ZM247 4V5H246ZM230 5V6H229ZM160 6V7H159ZM226 6V7H225ZM233 6V7H232ZM241 6V7H240ZM238 7V8H237ZM168 8V9H167ZM236 8V9H235ZM150 9V11H148ZM152 9V10H151ZM211 9V11H210ZM147 10V11H146ZM228 13H227V11ZM230 10V11H229ZM177 11V12H176ZM206 13H205V12ZM234 11V12H233ZM158 12V13H157ZM172 12V13H171ZM176 12V13H175ZM179 13V14H178ZM205 13V14H204ZM210 13V14H209ZM215 13V14H214ZM237 13V14H235ZM176 14V15H175ZM183 14V16H182ZM230 14V15H229ZM249 14V15H248ZM137 15V16H135ZM169 15V16H168ZM179 15V16H178ZM209 15V17L207 16ZM234 15V16H233ZM253 15V16H252ZM263 15V16H262ZM135 16V17H134ZM173 16V17H172ZM177 17V18H176ZM181 17V18H180ZM246 17V18H244ZM257 17V18H256ZM262 17V18H261ZM153 18V20H152ZM232 18V19H231ZM264 18V0H142L141 3L139 4V6L136 8V9H133L130 11L128 17L118 25V27L116 29H114L113 31L109 32V33H106V34H103V35H98V36H107V35H110V34H113L114 36H118L119 39H121L120 42L123 41V44L125 43V41H128V39L130 38H136L134 35L132 36V34H136L139 30L138 29H141L146 26V24H148L147 22H149V20L151 22L154 23V26H153V29L158 27L159 25V28L161 30H163L162 32L163 35L165 33L166 36L164 35L163 37L166 38V41L168 43H166L165 41V38L164 40L162 38H160L159 36H157L156 33L154 32H149L147 31L145 33V31H143V33L146 35V40L145 42L143 41V39L140 37L138 38L137 36V39L136 40V43H138V41H140L138 44H140V46H143L144 49L147 50V52H156V50H160V52H158L157 54L160 53V56H162V59L165 61V59H168L171 55V58H169L172 62H174V66L176 67H173V66H169V67H164L163 69L165 68H170L172 72L168 71L167 69L165 70L166 72V76L164 71L161 73V77H157V74L158 76L159 73L156 74V72L153 74L151 73L152 75L154 76H151V77H156L158 80H155L156 82H159L158 84L160 85H164L165 83H167L165 86H168V90L171 89L170 87V84H172L171 86H173V90L171 89V92L175 93L177 96L178 94H186V96L188 95V97H185L189 103V101L191 100V104L189 103L187 105V101H185L184 99V103L186 104V106H184L183 108H181L182 110H184V108L186 109V111L184 110L182 112V110L180 109V111H176V112H173V113H168L166 115H159V114H152V115H149L148 112H144V111H136L134 109H131L130 108H120L121 110H117L116 113H119L116 114L117 116H122L123 118H126V119H132V121L135 119L138 121H141L143 120V122L145 123H152L151 125H154V126H158V125H163V124H169V123H177L183 127L186 128L187 130V133L188 135L189 134H192V135H189L191 136L192 138H196L195 135L198 134V131L196 129L197 125L200 123V121L202 123H205V124H212V126L216 125L217 128H219L220 130V133H223L220 137L215 136L214 134L212 135H208L206 137V135H201L203 140L200 139V135L198 134V138H196L197 142L194 140L191 141V143L189 144L190 147H188V149L191 151L189 152L188 150L185 152L186 153V156L188 158H190L191 160L195 159V160H198L202 159V162L203 160L207 161V165L209 166H213V164L217 165V166H213V167H220L222 168L223 170L225 169H231L230 172L231 173H234V174H237L235 175L236 179L238 180L239 179V182H241L242 184H247L249 186H253V187H259L260 184L264 185V183L262 182L263 180V176H264V122H260V123H257L256 126H254L250 133L248 134H245L243 133V129L242 127L238 124V126L236 125V122L237 119H238V116H236L235 114H230V115H227L228 112L225 111L223 107L224 105V102H225V92L227 91H233L231 90L234 89L233 87L235 86V83L238 82L239 80L243 83H245L250 89L252 88L253 90V94L256 93H260V92H264V75L263 74H260V72L257 70V68L253 65H251L250 63H248L247 61H245V56L243 57V52H241V50L239 49V44H241L242 42V39L244 41H250V38L252 37V35H255L256 36V39H251L252 40H255V42L258 44V48H262V50L264 49V30L261 31V28L263 27L262 26V21ZM155 19V20H154ZM247 19V20H246ZM194 21V22H193ZM248 21V22H247ZM192 23V24H191ZM197 25L196 28H194L195 25ZM237 24V26L235 25ZM259 24V25H258ZM157 25V26H156ZM191 25V26H190ZM214 25V26H213ZM164 26V27H162ZM184 26V27H183ZM244 27L245 29L248 28V32L250 33H245V32H241L240 30H238L236 27ZM260 26V27H259ZM129 29H128V28ZM139 27V28H138ZM215 27V28H213ZM219 27V28H218ZM126 28V29H124ZM187 28V29H186ZM224 28V29H223ZM236 28V29H235ZM258 28V29H257ZM157 29V28H156ZM184 29V30H183ZM214 29V30H213ZM223 29V30H222ZM263 29V28H262ZM159 30V31H161ZM195 30V31H194ZM204 30V31H202ZM210 30V31H209ZM227 30V31H226ZM206 31V32H205ZM213 31V32H212ZM215 31V32H214ZM262 33H261V32ZM206 34H204V33ZM132 33V34H131ZM161 33V32H160ZM170 33V34H169ZM204 34V35H207V36H204V35H201V34ZM209 33V35H208ZM218 33V34H217ZM239 33V34H238ZM251 34V35H250ZM172 38H170V36ZM221 37H220V36ZM247 35V36H246ZM97 35H92V36H89V37H86V38H83L82 40H86V39H89V38H94L96 37ZM168 36H169V39H168ZM178 36V37H177ZM202 36V38H201ZM230 36V37H229ZM122 37V38H121ZM128 37V38H127ZM150 39H148V38ZM192 37V38H191ZM197 37V38H196ZM200 37V38H199ZM211 37V38H210ZM218 37V38H217ZM244 37V38H243ZM247 37V38H246ZM157 38V39H156ZM175 38V39H174ZM196 38V39H195ZM199 38V39H198ZM217 40H215V39ZM232 38V39H231ZM174 39V42L176 40V42H172ZM208 39V40H207ZM212 41H211V40ZM220 39V40H219ZM236 39V40H235ZM157 40V41H156ZM201 40V41H200ZM228 40V41H226ZM241 40V41H240ZM154 41V42H153ZM161 41V42H160ZM201 43H200V42ZM219 41L221 42L220 44ZM235 41V42H234ZM240 41V42H239ZM143 42V43H142ZM207 42V43H206ZM217 42V43H216ZM254 42V43H255ZM154 43V44H153ZM163 43V44H162ZM169 43L173 44L172 47H169ZM196 43V44H195ZM205 43L207 44L208 47H210V52L207 53V55L205 56V50H204V46ZM218 45H221L226 52H228L229 56H231V60L233 63V65L235 67H229V65H225L223 63H220L218 61L219 59V54L217 51V48L218 47H215L216 44ZM229 43V44H228ZM235 43V44H234ZM255 43V44H256ZM121 44V43H120ZM150 44V45H148ZM156 44V45H155ZM189 44V45H188ZM195 44V45H193ZM200 44V46H199ZM204 44V45H202ZM238 44V46H236ZM256 44V45H257ZM146 48H145V46ZM186 45V46H185ZM188 45V46H187ZM193 45V46H192ZM196 45L198 47H196ZM213 45V47H212ZM233 45V46H232ZM261 45V46H260ZM150 46H152V48H150ZM173 46H178V47H181L180 49L183 51H181V56L182 54H186L184 55L185 57L186 56H190L189 58H187V62L190 61V63L194 64V66H192V64L190 63H187L185 61V59L181 60L179 59L180 56H178L175 51H174V48H178V47H173ZM191 46V47H190ZM203 46V47H201ZM237 47V48H236ZM196 48V49H195ZM200 48H201V51H200ZM212 48V49H211ZM215 48V49H214ZM106 49H110V48H106ZM106 49H96V50H91L89 52H86V51H83V50H79L77 51V53L75 55H73V57L68 61V63L66 64V66L64 67V70L62 71L61 73V76L51 82V83H48L47 86H41V85H37V83H28L26 82L25 80L23 81H20V84H21V87L19 86V82L15 81L14 83H17V84H13L15 89L17 90V96L15 97L14 95H12L10 98V101H9V105L11 106L12 109H10V112L11 113H8V114H5L3 113L2 111V102L0 103V209L2 208V206L5 205L6 203V198L10 197L8 195H11L12 192L11 190L14 189L17 187H19L22 183L25 182V179L27 178V173L29 174L30 172H35L36 176L38 177V179L40 180L41 179V184L43 183V190L41 191L43 197L45 199H47L46 201V208H49L50 211L47 213L50 214L52 220L57 222H54L57 226V229L58 231H60L59 229H61V232L63 233L65 230L63 229V226L65 224V219H66V214H63V218H62V215L59 214L57 208L53 205V201H54V198L57 199V198H63L65 197V193L67 194L66 196L70 195L71 197L73 196L74 198H80L82 197L83 195L85 196L86 192L87 191H90L88 189H92V191H98L100 193H104V195L107 196L108 193H110L108 196H112L114 198H116V196H118V201H119V205L124 208L127 200H128V197L125 198L126 194L127 195H130L131 197V194L132 196L133 195H141L140 197L138 196H133V198H138V199H142L144 200L145 198L148 199V201L151 199V201H153L155 199V191H158L155 190L157 187L156 186H159L160 187V181L161 182L163 181V178L165 176V174L170 171V170H166V166H163L162 165V168L164 167L165 169L161 170L160 169V166H158L159 168H157V165H153V164H146V166L148 167V172H147V169L146 171H144L145 169L141 170L142 168H146V166H144L142 163L140 164L138 157H141L143 159L142 156H139L138 155H135V159L136 161L138 160L140 167L141 169H139L140 167L137 165V162L136 161H132L133 159V155H129L127 156V158L131 157L130 159H127L126 160H131V162H128L126 163V161L124 162V164L127 166L125 167L123 165V162H121V164H119L120 162H118V159L115 158L117 156H115V154L111 153L110 151H107V152H110V154H112L110 156V154L108 155V153L106 154V151L105 153L102 151L105 147L107 146H103L102 145H96L92 142V139L91 141L89 140V142H87L86 139H88V135L86 134H100V135H103V136H106V134L110 135L111 137V140H114V138H117L115 139V142L118 143L119 142V139L120 140H123V138L127 137V139H124V140H127V141H130V139L132 141H134V143L132 141H130L132 144H137V146L139 144H142L143 143V146H148L146 145L147 143L145 142L146 139H144L145 137L144 136H141L139 135L138 133L136 134L134 131H132L131 129H128L127 126L124 127L125 129L121 130L119 129V126L118 128L113 126L112 129L111 128V123L108 122L107 120V123H110V124H107V125H111L108 127H106V125H104V123L106 124L105 122V119L104 118H99L98 115L96 114H99L97 113V109L93 107V105L91 104V101H88L90 103H88L87 101L85 103H88V104H84V102L82 103L81 99L79 97H77L74 92L72 93V90L70 91L69 87L70 86L68 84V88H66L67 90H61V85L62 84H65L67 82V79H68V74H67V70H68V66L70 65V63L72 62H75V61H80V60H85L86 62H90V65H93V66H98L103 64V66L105 64H108L109 65V60L110 61L112 60V63H110V65L112 64L113 66L115 65V63L118 62V64H121L122 61H117L113 58H107V57H104L105 60L108 62H106L104 59H103V54H105V52H109L108 50L104 52V50ZM111 49H114V48H111ZM110 49V50H111ZM153 49V50H152ZM162 49V50H161ZM168 49V51H167ZM186 49V50H185ZM228 51H227V50ZM197 50V51H196ZM203 50V52H202ZM211 50H214L213 52ZM217 50V51H216ZM233 50V51H231ZM103 51V52H101ZM167 51V52H165ZM186 51V52H184ZM190 53H189V52ZM192 51V52H191ZM93 52V53H92ZM98 52V53H97ZM100 52V54H99ZM155 52L153 53L155 55ZM230 52V53H229ZM89 53V54H88ZM169 53V54H168ZM204 53V54H202ZM210 53H212L211 56ZM241 53V54H240ZM108 54V53H107ZM106 54V55H107ZM156 54V55H157ZM164 54H167V55H164ZM188 54V55H187ZM218 54V55H217ZM101 55V56H99ZM210 55V56H209ZM169 56V57H168ZM205 56V57H204ZM98 57V58H97ZM211 57H213L212 59L213 60H210L211 62H214L219 64V68L221 67V69L217 68V69H214L212 70V68H210L209 64L206 62L208 58L211 59ZM217 60H216V58ZM86 58V59H85ZM107 58V59H106ZM124 58V57H122ZM176 63H175V60ZM177 58V59H176ZM194 58V59H193ZM205 58H207L206 60H204ZM97 59V60H96ZM103 60V61H99V60ZM121 59V58H119ZM181 60L182 65H184V61L186 62V66L184 67L186 71V74L189 72V75L185 74L183 72V69H178V66H181L179 65V60ZM189 60V61H188ZM242 60V61H241ZM244 60V61H243ZM99 61V62H98ZM209 61V59H208ZM237 61V62H236ZM128 62V61H126ZM236 62V63H235ZM247 62V63H245ZM114 63V64H113ZM129 64L131 62H128ZM184 63V64H183ZM96 64V65H95ZM123 65L127 64L125 63V61H123L122 63ZM176 64V65H175ZM188 64V65H187ZM191 65V68L190 65ZM221 64V66H220ZM111 65V66H112ZM116 66V65H115ZM118 66V65H117ZM151 67L154 68V66L150 65ZM243 66V67H242ZM120 66H118L119 68ZM124 67V66H122ZM182 67V66H181ZM194 67V68H193ZM199 67V68H198ZM225 67V68H224ZM153 68H150V69H153ZM176 68L178 69V71L176 70ZM187 68V69H186ZM189 68V69H188ZM235 68V69H233ZM241 68V69H240ZM193 71H191V70ZM198 69V70H197ZM219 69V70H218ZM239 69V70H237ZM176 70V71H175ZM181 70V71H179ZM218 70V71H217ZM222 70V71H221ZM236 70V71H234ZM246 70V71H245ZM249 70V71H248ZM213 71H216L215 73H213ZM175 72V74H174ZM197 75L196 73H198L197 76L199 75H202L204 76L207 81L210 83L209 85H211V87L215 88L213 91H215V96H217L218 94L222 96H217L215 98V103L216 105H219V106H215V104L213 103H210L211 101H207V100H204V98H202L203 100H198L196 99L197 97H192L194 98V100H192L191 96H196V91L191 89L192 88V85L190 86L191 82L189 80L186 79V77H184L185 75L190 77V78H193L195 75ZM222 72V73H221ZM240 72V73H239ZM259 72V73H258ZM171 75H169V74ZM176 73H179V74H176ZM181 73V74H180ZM193 75H192V74ZM219 73H221V77H219ZM244 73V74H243ZM257 73V74H256ZM182 74H184V76H182ZM234 76H233V75ZM259 74V75H258ZM162 75L166 76L167 77V80H170L171 81V77H172V81H168L167 80H164L165 78L162 77ZM178 75V77L176 76L174 78V76ZM184 77V80L180 79L182 77ZM191 75L193 77H191ZM224 75V76H223ZM232 76V77H231ZM254 76V77H253ZM170 77V78H169ZM226 77H227V82L226 81ZM263 77V78H262ZM154 78V79H156ZM163 80H161V79ZM176 78H179L180 80H182V82L184 81V83H181L179 79H176ZM221 78V79H220ZM231 78V79H229ZM259 78V79H258ZM161 82H160V80ZM217 79V81H216ZM218 79L221 81H218ZM233 79V80H232ZM235 79H237V81H235ZM239 79V80H238ZM179 80V81H178ZM212 80V81H211ZM232 80V81H230ZM245 80V81H243ZM263 80V81H262ZM164 81L165 83L163 84ZM175 81V83H174ZM189 81V82H188ZM235 81V83H234ZM177 82V83H176ZM186 82V84H185ZM219 82V83H217ZM232 82V83H230ZM154 83V82H153ZM188 83H189V86H188ZM214 85H212V84ZM229 83V84H228ZM36 84V85H35ZM178 84V87L177 85ZM181 84V86H180ZM186 85V88L184 87V85ZM216 84L219 86H216ZM231 84V85H230ZM234 84V86H233ZM126 85V84H125ZM153 85V84H152ZM154 85H156V83H154ZM176 85V86H175ZM183 87L184 89H186V91L182 88ZM254 87V89H253ZM259 87V88H258ZM261 87V88H260ZM29 88V92H27V89ZM38 88V89H37ZM71 88V87H70ZM127 88V87H126ZM123 90L125 92L123 93H126L127 91V94H128V89L126 90ZM180 88V89H179ZM212 88V89H213ZM218 88V89H217ZM219 88L220 91L219 92ZM228 88V89H227ZM44 90L46 93H42V92H39L40 90ZM69 89V90H68ZM225 89V90H224ZM155 89H153L154 91ZM181 92H180V91ZM193 90V91H192ZM224 90V92H223ZM255 90V91H254ZM66 91V92H65ZM70 91V92H68ZM151 90V92H153ZM164 90H162L163 92ZM180 93H179V92ZM183 91V92H182ZM185 91V92H184ZM195 91V92H194ZM33 92V93H32ZM141 91H133V95L134 97H137L138 99L140 100H145L141 95L144 94V93H140ZM155 92H158L160 93L161 90H155L154 93L152 94H155ZM194 92V93H192ZM224 93V94H220V93ZM228 92V93H229ZM68 93V94H67ZM167 93H170V91ZM191 93V94H190ZM217 93V94H216ZM130 94V95H132ZM254 94V95H256ZM264 94V93H263ZM74 97H73V96ZM137 95V96H136ZM21 96H23L21 98ZM140 96V97H139ZM182 96V95H180ZM224 96V97H223ZM77 99H76V98ZM136 98V99H137ZM142 98V99H141ZM191 98V99H190ZM20 99H22L20 101ZM79 99V100H78ZM179 99V98H178ZM218 103H217V100H219ZM198 102H197V101ZM222 100V102H221ZM224 100V102H223ZM179 101V100H177ZM200 103L202 104V106L200 104H197L199 106L196 105V103ZM207 101V103H206ZM17 103V104H16ZM147 103V102H146ZM205 103V104H203ZM209 103L211 105H209ZM222 105H221V104ZM149 104V103H147ZM213 104V105H212ZM193 105V107L191 106ZM195 105L200 108L202 107L201 109H198L195 107ZM212 106L213 108L216 107L217 109H221V110H217L216 108L213 109L212 107H206V106ZM84 106V107H83ZM205 106V107H203ZM222 108H221V107ZM90 107V108H89ZM92 107V108H91ZM177 107V106H176ZM192 107V108H191ZM191 108V110H189ZM196 108V109H195ZM210 108V109H208ZM97 111H92L94 110ZM128 109V110H127ZM188 109V110H187ZM193 109V110H192ZM195 109V110H194ZM204 111H201L203 110ZM205 109H208V110H205ZM228 109V108H227ZM125 110V111H124ZM130 110V111H129ZM201 111L202 113H206L208 114L207 117H209V114L213 113L215 115H218L219 116V111H221L223 114L227 115L225 118L228 120H225L221 118L220 119H217L216 120H210V119H207V117H204V115L206 114H203L201 117L200 114L202 113H198L197 111ZM209 110H213L212 112L209 111ZM224 112H223V111ZM229 110V109H228ZM122 111V113H121ZM136 111V112H135ZM192 112V114L189 112ZM196 113L194 114L193 113ZM215 112H218V113H215ZM96 113V114H95ZM131 113V114H130ZM137 113H140V115ZM175 113V116H173ZM227 113V114H226ZM123 114V115H121ZM130 114V115H129ZM172 117H170V115ZM178 114V115H177ZM190 114V115H189ZM128 117H127V116ZM180 115V117H179ZM183 115V117H182ZM192 115V116H191ZM196 115V116H195ZM96 116H97V119H96ZM125 116V117H124ZM135 118H134V117ZM186 116V117H185ZM198 118V119H196ZM229 116V117H228ZM234 116V117H233ZM141 117V118H140ZM163 117V118H161ZM176 117H179V118H176ZM185 117V118H184ZM193 117V118H192ZM140 118V119H139ZM144 118V119H143ZM188 118V120H187ZM201 118H203L201 120ZM236 118V119H234ZM149 119V120H148ZM171 119V120H170ZM230 119V120H229ZM156 120V121H154ZM161 120V121H160ZM179 120V122H178ZM198 120H199V123H198ZM232 120V121H231ZM234 120V121H233ZM236 120V121H235ZM120 121V120H119ZM150 121V122H149ZM154 121V122H153ZM166 121V122H165ZM184 121V122H183ZM222 121V122H221ZM121 122V121H120ZM191 122V123H190ZM193 122V124H192ZM196 122V123H195ZM236 122V123H235ZM187 123V125H186ZM189 123V124H188ZM198 123V124H197ZM210 123V124H209ZM214 123V124H213ZM113 124V123H112ZM122 124V123H120ZM196 124V125H195ZM235 124V125H234ZM119 125V124H118ZM186 125V126H185ZM218 125V126H217ZM244 126H247L248 124H245L243 123ZM188 126V127H187ZM195 126V127H194ZM237 126V127H236ZM115 128V129H114ZM192 128V129H191ZM119 129V131H118ZM224 129V130H223ZM109 130V131H108ZM115 130V131H114ZM117 130V132H116ZM113 131V132H112ZM193 131V132H192ZM195 131V132H194ZM235 131V132H234ZM239 131V132H238ZM110 132H112L110 134ZM134 132V133H133ZM230 132V133H229ZM237 132V133H236ZM196 133V134H195ZM234 133V135H233ZM240 133V134H239ZM105 134V135H104ZM227 134V135H226ZM108 135V136H109ZM231 135V136H230ZM236 135V136H235ZM87 136V138H83ZM123 136V137H121ZM134 136V137H133ZM113 137V139H112ZM120 137V138H118ZM143 137V138H142ZM222 137V138H221ZM237 137V138H236ZM250 137V138H249ZM83 138V139H81ZM90 138V137H89ZM140 138V139H139ZM206 138V139H205ZM235 138V139H234ZM244 138V139H242ZM198 139H200L198 141ZM220 139V140H219ZM227 139V140H226ZM251 139V140H250ZM74 140V141H73ZM81 140V141H79ZM206 140V141H205ZM243 140V142H242ZM194 141V143H193ZM222 141V142H221ZM83 142V143H82ZM136 142V143H135ZM142 142V143H141ZM144 142H145V145H144ZM205 142V143H203ZM239 142V143H238ZM244 142H245V145H244ZM86 143L87 144V147H86ZM88 143L90 145H88ZM114 141H112L111 144H113ZM161 143V145H160ZM164 142H159L157 145L156 144H153V143H149V146H151L152 148L149 147V149H151V151H154V152H157V150L155 151L154 149L158 148V147H165L167 145L162 144ZM202 143V144H200ZM242 143V144H241ZM249 143V144H248ZM101 144V143H100ZM105 144V143H103ZM153 144V145H152ZM194 144V145H193ZM197 144V145H196ZM207 144V145H206ZM223 144V145H221ZM241 144V145H240ZM252 148H250L251 146ZM72 147H71V146ZM78 145V146H77ZM83 146L82 148L80 146ZM157 146V147H154ZM165 145V146H164ZM201 145V146H199ZM205 145V146H204ZM236 145V146H235ZM247 145V146H246ZM77 148H76V147ZM93 146V147H92ZM94 146H98V147H102L100 149H98L100 151V155H99V151H97V148L95 149ZM117 146V144H116ZM142 146V145H141ZM239 146V148H238ZM244 146V147H243ZM254 146V147H253ZM90 147V148H89ZM140 147V145L138 146ZM175 147V146H174ZM179 147V146H178ZM193 149H192V148ZM195 147V148H194ZM204 147V148H203ZM206 147V148H205ZM220 147V148H219ZM87 148V149H86ZM112 149H114L113 147H111ZM107 149L106 150H112V149ZM127 148V147H126ZM129 148V147H128ZM148 148V147H147ZM168 148V147H166ZM177 148V146L174 148V150ZM191 148V149H190ZM202 150H201V149ZM248 148V149H247ZM255 148V149H254ZM260 148V149H259ZM77 149V150H76ZM93 152L95 149V155L96 156H92L90 155V153H88L87 155V152ZM153 149V150H152ZM178 150L182 149V148H177ZM211 149V150H210ZM225 149V150H224ZM72 150H74L75 152H73ZM81 150H84V153H82L83 151ZM183 150V149H182ZM180 150V151H182ZM207 152H205V151ZM214 150V151H213ZM216 150V151H215ZM251 150V151H250ZM78 151V152H77ZM80 151H81V154L84 156V157H81V154H80ZM103 154H102V152ZM71 152L75 153V154H78L79 155V159L75 158L76 156L74 154H72ZM94 152H93V155H94ZM203 152V153H202ZM214 154H213V153ZM224 152V153H223ZM260 152V153H259ZM190 153V154H188ZM196 153V154H195ZM210 153V154H209ZM218 153V154H217ZM92 154V153H91ZM133 154V153H132ZM188 154V155H187ZM194 154V155H193ZM209 154V155H208ZM212 154V155H211ZM216 154L219 156H216ZM99 155V156H98ZM105 155V156H104ZM108 155V156H107ZM114 155V156H113ZM90 156V157H89ZM92 156V158H91ZM98 156V158H97ZM103 156H104V159H103ZM107 156V158H106ZM110 156V157H109ZM136 156H138L136 158ZM193 158H191V157ZM203 156V157H202ZM206 156V157H204ZM209 156H214V158L212 157H209ZM234 156V157H233ZM109 157V158H108ZM113 157V158H112ZM200 157V158H199ZM202 157V158H201ZM217 157V158H216ZM232 157V158H231ZM74 158V159H73ZM84 158V159H83ZM89 158V159H88ZM90 158H91V162H90ZM101 158V160L99 159ZM106 158V160H105ZM115 158V159H114ZM71 159V160H70ZM73 159V160H72ZM93 159V160H92ZM98 159V160H97ZM108 159V160H107ZM117 159V160H116ZM212 159V160H211ZM76 160V161H74ZM87 160V161H86ZM134 160V159H133ZM221 160V161H220ZM228 160V161H227ZM82 161V162H81ZM86 163L84 164L83 162ZM98 161V162H97ZM100 161V163H99ZM109 161V162H107ZM114 161V162H113ZM144 161V159H143ZM199 161V160H198ZM199 161V162H200ZM206 161L204 163H206ZM76 162V163H75ZM88 162V163H87ZM106 164H104V163ZM136 162V166L134 167V164ZM145 162V161H144ZM212 163V164H208V163ZM215 162V163H214ZM219 162V163H218ZM91 163V164H90ZM98 163V164H97ZM113 163H118V166L117 167H114L115 164ZM129 163H132L129 165ZM231 163V164H230ZM242 163V164H241ZM254 163V164H253ZM80 164V165H79ZM100 166V167H98ZM100 164V165H99ZM227 164V165H226ZM239 164V165H237ZM82 165V166H81ZM84 165V166H83ZM96 165V166H95ZM104 165H107L106 167ZM113 167H112V166ZM119 165H121L119 167ZM129 165V167H128ZM132 165V167H131ZM143 165V166H141ZM153 165L154 167L152 169L155 170V168H157L161 173H159V171L157 172V170L155 171H151L152 169L149 168V166ZM221 165V166H220ZM243 165V166H242ZM80 166H81V169H80ZM88 166V168H87ZM103 166V167H102ZM110 166V167H109ZM230 166V168H228ZM234 166V167H233ZM238 166V167H237ZM260 166V167H259ZM72 167V168H71ZM93 167H98V171H95L97 173L94 172V170L92 169ZM136 167H139L137 170H136V174L134 173V168ZM218 167V168H219ZM225 169H224V168ZM227 167V168H226ZM90 168L92 170H90ZM101 168V169H99ZM106 168V169H105ZM116 168H119V170H123L124 168L125 169H128L126 170V173L125 171L123 172V174H120L121 172L116 169ZM169 168V167H167ZM77 169V170H76ZM85 169V170H84ZM109 169H111V172L109 171ZM116 169V170H115ZM124 169V170H125ZM132 171H131V170ZM74 170V171H73ZM80 170V173L77 172ZM100 170V171H99ZM139 170V171H138ZM229 170H225V171H229ZM71 171H72V174H71ZM95 174H93L92 173ZM144 171V173L142 172ZM151 171V172H150ZM164 171V172H163ZM166 171V173H165ZM238 171H241V172H238ZM67 172V173H66ZM85 172V173H84ZM91 172V175H89V173ZM102 172H104L103 174H101ZM139 172V174H138ZM152 172H155V173H152ZM228 172V173H230ZM69 173V174H68ZM77 175H76V174ZM79 173V174H78ZM83 173V174H81ZM107 173V174H106ZM126 173V174H125ZM132 173V174H131ZM140 173H141V177H140ZM148 173V174H147ZM158 173V174H157ZM164 173V174H163ZM74 174H75V178H74ZM86 175V177L88 179H86V177H83V175ZM106 174V175H105ZM116 174V175H115ZM146 174V175H145ZM151 174V175H150ZM155 174V175H154ZM163 177V178H161ZM262 174V175H261ZM26 175V176H25ZM84 175V176H85ZM94 175V176H93ZM103 175V176H102ZM105 175V176H104ZM117 176L116 177H114ZM120 175L122 176L123 179H121ZM134 175V176H133ZM151 176L152 178H149V176ZM243 175V176H242ZM78 176V178H77ZM82 176V178H81ZM89 176V177H88ZM93 176V177H92ZM107 176V177H106ZM124 176L127 177L126 179H124ZM134 178L135 177V180H131V178ZM133 176V177H132ZM143 176V177H142ZM147 176V179L145 177ZM155 176V177H154ZM160 177V178H157L155 179L156 177ZM230 176V175H229ZM240 176V178L238 177ZM246 176V178H245ZM258 176V177H257ZM24 177V178H23ZM26 177V178H25ZM40 177V178H39ZM92 177V178H91ZM95 177V178H94ZM130 181H129V179ZM137 177H140L142 180H139ZM180 178L182 179H185L184 176H181L179 175ZM186 178H188V176H185ZM94 178V179H93ZM119 178V179H118ZM137 178V179H136ZM143 178H145L143 180ZM80 179V180H79ZM150 179H153V180H150ZM157 181H155V180ZM190 181L192 182H195L193 184L195 185H198V186H201V190H212L211 192H213V194L217 197L218 201H219V204L221 206V209L222 211L225 213V214H228V215H231L232 217H234L236 219V221L238 222V224L241 226V228H244L243 229V234L245 236V241H243L244 239H241L240 240V251L238 250V252L235 254V253H224V255H220V257L218 258H213V259H207V258H203V257H199V258H195V259H188L184 256H180V255H175V256H172L170 257V255H164L167 260L164 259V256L162 255V258L165 260L164 264H169L172 262V264H264V242H262V240L264 241V229L262 230V233H261V237H262V240H260V243L259 241H254V239L250 238L249 235V231H250V228L247 227L248 224H249V221L250 220H254V219H261L264 221V209L262 208H251V209H243V208H239L238 207H235V206H231V204L228 202L229 201V197L228 195L224 192V191H219V189L217 188H213L211 189V187L207 184H200V182L198 183L196 179H194L193 177H189L188 178ZM188 179H185L187 180L188 182ZM233 179V178H232ZM243 179V181H242ZM24 180V181H23ZM85 180V181H84ZM121 180V181H120ZM125 183H124V181ZM128 180V181H127ZM136 180H138L136 183ZM194 180V181H193ZM23 181V182H22ZM64 181V182H63ZM83 181V182H82ZM135 181V182H133ZM143 181V182H142ZM154 181V182H153ZM250 181V182H249ZM258 181V182H256ZM128 182V183H127ZM130 182V184H129ZM132 182V183H131ZM151 183L150 185L153 186L154 185V188L152 189V187L150 185H146L145 183L149 184ZM260 182V184H259ZM56 183H63L64 186L67 188L64 187V193L60 192V190L58 189H55L54 188V185ZM155 183V184H154ZM188 183H191V182H188ZM198 183V184H197ZM249 183V184H248ZM254 183L256 184L254 186ZM129 184V186H127L126 188V185ZM138 184V185H137ZM140 184V185H139ZM142 184V185H141ZM145 184V185H143ZM153 184V185H152ZM192 184V183H191ZM17 185V186H15ZM122 185V186H121ZM156 185V186H155ZM87 186V188H86ZM121 186V187H120ZM125 186V187H124ZM131 186V187H130ZM130 189H129V188ZM133 187V188H132ZM142 187V189L140 188ZM150 187V189H149ZM158 187V188H159ZM208 187V188H207ZM16 188V189H17ZM98 188V189H97ZM127 190H125V189ZM139 188V189H137ZM161 188V187H160ZM159 188V189H160ZM262 189H264V186H261ZM52 189V190H51ZM123 189V190H122ZM137 189V190H135ZM215 189V190H214ZM69 190V191H68ZM125 190V191H124ZM135 193H134V191ZM246 190V189H245ZM245 190L243 192H245ZM14 191V190H12ZM54 191V192H53ZM105 191V192H104ZM123 191V192H122ZM132 191V193H131ZM140 191V192H139ZM147 191V192H145ZM150 191V192H149ZM58 192V194H57ZM153 192V193H152ZM223 192V193H222ZM8 193V194H7ZM54 193V194H53ZM84 193V194H83ZM131 193V194H130ZM141 193V194H140ZM157 193V192H156ZM73 194V195H72ZM80 194V195H79ZM114 194V195H113ZM117 194V195H116ZM119 194V195H118ZM121 194V195H120ZM238 194V193H237ZM245 194V193H244ZM243 193H240V195H244ZM5 195V196H4ZM55 195V196H54ZM57 195H59L57 197ZM63 195V197L61 196ZM239 195V194H238ZM239 195V196H240ZM7 196V197H6ZM68 196V197H70ZM120 196V197H119ZM143 196V197H142ZM146 196V197H145ZM152 196V197H151ZM4 197V198H3ZM6 197V198H5ZM49 199H48V198ZM70 197V198H71ZM73 198V199H74ZM119 198H124V200H126L125 202H123L122 200V204H120V199ZM154 198V199H153ZM53 199V201L51 200ZM153 199V200H152ZM146 200V199H145ZM53 203H52V202ZM147 201V200H146ZM221 201V202H220ZM4 202V205H2ZM48 202V203H47ZM150 202V201H149ZM52 203V204H51ZM227 203V204H226ZM50 206V207H47ZM54 206V207H52ZM52 207V208H51ZM233 207V208H232ZM242 209V210H241ZM2 210V209H1ZM0 210V212H1ZM70 211H73V212H70V215L73 219V221H76L78 220L77 224H80V222L83 224L85 221L82 220V213L81 211H79L78 209L75 208L74 209H70ZM74 211H78V212H74ZM242 211V212H241ZM75 213V214H74ZM250 213V214H249ZM72 214H74V216H72ZM248 214V215H247ZM54 215V216H53ZM81 217V219H80ZM83 217H84V214H83ZM153 217V216H152ZM0 218H1V215H0ZM55 218V219H54ZM82 220V221H79ZM83 219H86V218H83ZM247 220V221H246ZM123 221V220H122ZM120 222L121 224L120 225H117L118 227L119 226H122L121 229H126L124 230V232L120 235H118V232L120 234V232H122V230L120 229V227L117 229V226H116V229H115V236L116 237H112L111 235L110 239L108 235L104 234L102 236H107L109 239H104V238H107V237H102L101 236L99 237L97 235L96 239L93 238L96 236V232L97 230H94V235L92 233V237L91 236H87L88 238H85V237H82L81 239L83 240H87L86 241H82L80 238L77 240V238H73V237H67V234L66 232H64L63 234H61L60 232L59 233H55L54 235H62V237L60 238L59 236H55L57 238H54L53 236V232H48L47 234V238H44L46 239L43 240L44 242H46L45 244H47L49 247L51 248H54V249H58L60 250L62 247V249H67L69 248L70 249V252H71V255L73 254V256H75V259L71 258V260H74V261H69L70 264H81L82 262L80 260H78V257H77V253L79 252V248H84L86 249L88 246L90 248V246H92L89 251H94L96 253H98L99 251L101 252L102 250H106V252L110 251V252H115L116 253H119V255H123L121 256L122 259H124L123 261L126 262H130L131 264H154V256H155V251L154 249L147 245V242L145 241V239L141 236H138L136 235L135 233H131V227L128 225L129 223H127V221L124 220V222ZM75 222V223H76ZM119 224V223H118ZM124 224L127 226H124ZM247 225V226H246ZM246 226V227H245ZM126 227V228H125ZM130 227V228H128ZM246 228V230H245ZM130 229V230H129ZM249 230V231H248ZM57 231V232H58ZM130 231V232H129ZM98 232V231H97ZM129 232V234H128ZM133 232V230H132ZM52 234V235H51ZM113 234V235H114ZM60 235V236H61ZM66 235V236H65ZM130 235V236H129ZM15 239H17V243L19 245H21V243L23 244V239H24V234L22 232H17L15 235ZM22 236V237H21ZM48 236H52L51 238L48 237ZM73 236V235H72ZM121 236L122 239H121ZM64 237V238H63ZM93 238L92 241H90L91 239ZM99 237V238H98ZM128 239H127V238ZM131 237V238H130ZM21 238V239H20ZM124 238V239H123ZM20 239V241H19ZM43 239V237H42ZM64 239V240H62ZM67 239V240H66ZM102 239V240H100ZM115 239V240H114ZM48 240H51L48 242ZM97 240V241H95ZM100 240V242H98ZM124 240V241H122ZM135 240V241H134ZM143 240V241H142ZM253 242H252V241ZM22 241V242H21ZM59 241V242H57ZM61 241V242H60ZM77 241V242H76ZM81 241V242H79ZM137 241V242H136ZM242 241V242H241ZM48 242V243H47ZM105 242V243H104ZM107 242V243H106ZM111 244L109 245L108 244ZM118 242V244H117ZM140 244H139V243ZM143 242V243H142ZM146 242V243H144ZM256 242H258L259 244H257ZM262 242V243H261ZM83 243V244H81ZM86 243V244H85ZM88 243H91V244H88ZM93 243V244H92ZM102 243V244H101ZM104 243V244H103ZM142 243V244H141ZM248 243V244H247ZM256 243V244H255ZM80 244V245H78ZM107 244V245H106ZM263 244V245H262ZM24 245V244H23ZM21 245V246H23ZM68 245L70 247H68ZM78 245V246H77ZM85 245L87 246L85 248ZM101 245H105L106 247L108 246V251L107 249H103L105 247H101ZM117 245V246H116ZM145 245L147 246L145 247ZM245 245V246H244ZM248 245V246H247ZM254 245V247L252 246ZM260 245V246H259ZM53 246V247H52ZM55 246V247H54ZM59 246V247H58ZM76 246H77V249H76ZM119 246V247H118ZM123 246V247H122ZM125 246V247H124ZM24 249L28 248V246H23ZM115 248L116 250H112L109 248ZM121 247V248H120ZM247 247V248H246ZM259 247V248H258ZM73 248V249H72ZM98 248V249H97ZM119 250H118V249ZM143 250V255L141 253V250ZM244 248V249H243ZM246 248V249H245ZM253 248V249H252ZM258 248V249H257ZM25 249V250H26ZM29 249V248H28ZM88 249V248H87ZM97 249V250H95ZM102 249V250H101ZM125 249V250H123ZM127 249V250H126ZM131 249V250H130ZM138 249V250H137ZM150 249V250H149ZM242 249V250H241ZM251 249V250H250ZM78 250V251H77ZM112 250V251H111ZM118 250V252H117ZM137 250V251H136ZM246 250V251H245ZM250 250V251H249ZM27 252L30 251L29 250H26ZM121 251V252H120ZM147 251V252H146ZM261 251V252H260ZM99 252V253H100ZM103 253H106L105 251H102ZM101 252V253H102ZM109 252V253H110ZM240 252V253H239ZM257 254H256V253ZM263 252V253H262ZM76 253V254H74ZM126 253V254H125ZM152 253V254H151ZM125 254V255H124ZM131 254V255H129ZM133 254V255H132ZM148 254V255H147ZM228 254V255H227ZM233 254V255H232ZM261 254V256L259 255ZM129 255V256H128ZM142 255V256H141ZM147 257H146V256ZM153 255V256H152ZM253 255V256H252ZM254 255H256L254 257ZM259 255V256H258ZM179 256V257H178ZM225 256V257H224ZM233 256V257H232ZM258 256V257H257ZM77 257V258H76ZM124 257V258H123ZM129 257V258H128ZM139 257V258H138ZM151 257V258H150ZM168 257V258H167ZM174 257V259L172 258ZM248 257V258H247ZM257 257V258H256ZM260 257V258H259ZM262 257V258H261ZM137 258V259H136ZM141 258V259H140ZM143 258V259H142ZM146 258V259H145ZM244 258V259H243ZM42 259V258H40ZM145 259V260H144ZM150 259V260H149ZM172 259V260H171ZM180 259V260H179ZM242 259V260H241ZM253 259V260H252ZM256 261H255V260ZM259 259L261 261H259ZM263 259V260H262ZM78 260V261H76ZM127 260V261H126ZM133 260H135V262H133ZM174 260V261H173ZM207 260V261H206ZM231 260V261H230ZM240 260V261H239ZM258 260V261H257ZM41 263L38 261V264H44L45 260L42 261L40 260ZM81 263H80V262ZM212 261V262H211ZM47 262V261H46ZM64 262V263H63ZM69 262L67 263V261H64V259H62V261L60 262L63 263V264H69ZM72 262V263H71ZM75 262V263H74ZM128 262V263H129ZM140 262V263H139ZM153 262V263H152ZM233 262V263H232ZM37 264V263H36ZM48 264V262L46 263ZM84 264V263H83ZM156 264H163V263H156Z\"/></svg>",
	"mask_w": 264,
	"mask_h": 264
},
{
	"label": "crops",
	"instance_id": "obj_3",
	"mask_svg": "<svg viewBox=\"0 0 264 264\" xmlns=\"http://www.w3.org/2000/svg\"><path fill=\"white\" fill-rule=\"evenodd\" d=\"M141 1L0 0V81L18 68L20 81L47 86L83 38L113 31ZM13 84L0 83V102L17 96Z\"/></svg>",
	"mask_w": 264,
	"mask_h": 264
},
{
	"label": "built area",
	"instance_id": "obj_4",
	"mask_svg": "<svg viewBox=\"0 0 264 264\" xmlns=\"http://www.w3.org/2000/svg\"><path fill=\"white\" fill-rule=\"evenodd\" d=\"M21 77V73L19 72L18 68H14L10 71L7 79L4 81H0V83L5 84V83H12V82H19ZM8 104V102H6ZM9 105V104H8Z\"/></svg>",
	"mask_w": 264,
	"mask_h": 264
},
{
	"label": "clouds",
	"instance_id": "obj_5",
	"mask_svg": "<svg viewBox=\"0 0 264 264\" xmlns=\"http://www.w3.org/2000/svg\"><path fill=\"white\" fill-rule=\"evenodd\" d=\"M2 102H5V103H6V102H8V101L4 100V101H2ZM0 103H1V102H0ZM8 104H9V103H8ZM9 106H10V105H9Z\"/></svg>",
	"mask_w": 264,
	"mask_h": 264
}]
</instances>
